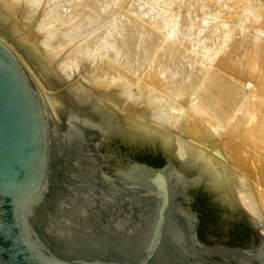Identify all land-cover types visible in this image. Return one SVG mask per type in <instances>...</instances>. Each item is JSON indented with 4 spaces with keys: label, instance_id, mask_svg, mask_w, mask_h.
<instances>
[{
    "label": "water",
    "instance_id": "obj_1",
    "mask_svg": "<svg viewBox=\"0 0 264 264\" xmlns=\"http://www.w3.org/2000/svg\"><path fill=\"white\" fill-rule=\"evenodd\" d=\"M49 13L0 0V264H264L236 174L185 142L179 163L175 136L125 121L80 69L59 78L84 40L47 54Z\"/></svg>",
    "mask_w": 264,
    "mask_h": 264
},
{
    "label": "bare ground",
    "instance_id": "obj_2",
    "mask_svg": "<svg viewBox=\"0 0 264 264\" xmlns=\"http://www.w3.org/2000/svg\"><path fill=\"white\" fill-rule=\"evenodd\" d=\"M103 4V0H75L73 4H70L69 10L78 11L79 8L81 10L83 9L86 11V17H89L91 13H93L92 10H99ZM59 15L58 13H53L50 9L49 16H46L48 18L45 22H56L55 26L59 25L60 27H57L62 28L66 23L64 20L69 21L68 18H71L65 16L66 18H63L64 20L58 23L57 20L59 18L56 20L54 18ZM46 17H43V23L37 24L47 25L44 23V18ZM42 26L45 27L44 25ZM68 29L69 28L60 29L61 33H52L47 54L49 48L57 44H66L65 42L71 36ZM132 32L133 29L128 33L127 40L126 38L123 39V37L118 38L113 36L111 40L114 46H112L109 51L107 50V46L101 45L102 43L97 40V43L100 44H90L87 53L85 49L80 51L81 46L85 43L84 41L80 45L78 53L68 55L67 58L56 67L58 68L57 74L59 70L64 76L71 67L79 70L84 63V59L87 58L86 56H89V50H99L103 58L96 62H92L89 67L87 64V68L83 67L82 69H85L83 71L81 70L80 75L84 73L88 84L94 86L97 83L95 85L96 88L102 87L103 96L110 95L114 102L123 103L117 115L122 112L123 108L131 111V117H133L132 114H136L135 111L138 115H143L145 113V115L150 116L154 120L156 119L158 124L163 126L170 125L174 131L178 130V133H185L186 137L189 138L188 141L187 139L184 141L180 138L177 140L175 137L176 149L177 145L179 149H177L179 163H181L179 159L183 161L187 160V155L180 142H191L190 144H192L193 150L203 153H205L204 150H209L210 153L208 154L213 159L225 164L230 173L236 174L237 180L247 187L248 196L237 190L238 205H242L249 211V213L246 211L249 214L248 216L254 218L260 225H263L264 215L262 216L260 214V211H258L259 204L257 205L256 203H264V112H262L264 110V82L261 81L263 88L261 85L262 89L260 91L248 92V89L246 90L244 86L241 87V84H239V82L243 83L244 80L239 81L237 83L239 85L237 86L234 81L236 85L231 82L232 78L230 81V78L228 79L225 75H222L223 77L220 74L217 75L218 73L214 70V72L208 73V79L203 84L199 82V79H201L202 82L201 76H199L200 78L198 77V79L193 75V79L196 78L194 80L192 77L184 79L178 76V72L183 68L178 59H169V45L165 44V46L162 45V47L157 43L155 44L157 46H150L151 43L153 44L154 39L148 34L147 36L145 35V39L147 37L148 40H150V38L152 40L137 46L135 45V34L133 33V36ZM71 37V39L76 38H73V36ZM142 39L144 38L142 37ZM68 42L70 41H67V43ZM158 49L162 50L160 53L162 58L155 63L150 62L148 59H150V56L152 57V55H150L151 52ZM137 52L146 58L143 63H128L124 59L134 56ZM173 55L174 54H172V56ZM69 56L71 57L69 58ZM234 62L236 63V61H233V63ZM226 63H228V61ZM226 63L225 66L229 65V68L233 66H231L230 63L226 65ZM23 64L30 72L32 78L36 81L42 94L50 100L44 88H42L46 85H40L39 76L35 70L27 63ZM253 67L254 65H250L248 70L252 75H257L262 80V76L259 72H256ZM80 75L78 77V86ZM203 78L206 79V77ZM198 88L199 93L202 94V98L197 100ZM132 106H138L137 110H133ZM138 109H142V111H138ZM132 111H134V113ZM135 118L136 117H134V119ZM123 119L143 127L147 126L153 128L133 118L123 116ZM203 121L205 122V126L202 124ZM214 140H216V143L213 142ZM261 156H263L262 160ZM245 181H252L253 185H255L256 198L253 197L254 194H252L250 186L248 183L246 184ZM242 206L240 208H242Z\"/></svg>",
    "mask_w": 264,
    "mask_h": 264
},
{
    "label": "rangeland",
    "instance_id": "obj_3",
    "mask_svg": "<svg viewBox=\"0 0 264 264\" xmlns=\"http://www.w3.org/2000/svg\"><path fill=\"white\" fill-rule=\"evenodd\" d=\"M30 1H37L38 9L43 7L44 1H47L51 11L60 14L58 17L54 18L55 20L59 18V21L57 20L58 23L64 20L66 18L65 16L71 18H68L69 21L64 20L67 24L65 23L60 29L69 28L68 31L70 35L76 38L71 39L72 37L70 36L67 40L70 42L67 43L66 41V44H57L49 48L48 54L78 45L82 40H84L85 43L81 46L80 51L85 49L87 53L90 44H100L97 43V41L101 42V45L107 46V50L109 51L112 46H114L111 40L113 36L118 38L123 37V39L126 38L127 40L128 33L133 29L132 35L134 36L135 34V45L137 46L145 44L152 39H154L153 44L151 43L150 46L157 43L161 46H165V44L169 45V47L167 46L168 49L170 48L169 59H178L179 63H181L180 65L183 66L182 69H184L178 72V76L184 79L191 77L193 79V75L197 78L201 76L202 82L201 79H199L200 77L198 79L199 82L203 84L208 79V75L216 71L218 73L217 75H225L228 79L230 78V81L232 78V83L235 82L237 84L239 81L244 80L243 83L239 82V84H241V87L244 86L246 90L248 89V92L260 91L263 88L261 81L264 82V0H103L104 4L101 8L97 11L92 10L93 13H91L89 17H86V11L83 9L81 10L79 8L78 11L69 10L70 4H73L75 0ZM47 18L48 17L44 18V23L47 25L38 24L41 31H47L50 27L59 26H55L56 22H45ZM148 34L153 38L148 40L146 37L145 39V35L147 36ZM142 37L144 39H142ZM158 48L161 49L160 47ZM159 49L151 52L150 55H152V57L150 56V59H148L150 62L155 63L162 58L160 54L162 50ZM172 54H174V58ZM101 56L103 55H101L99 50H89V56L87 55V58L84 59V61L82 60L84 63L81 61L83 64L80 70L83 71L87 68V64L89 67L92 62H96L103 58ZM70 57L71 56H69V58ZM124 59L128 63L137 62L139 64L146 60V58L138 52L135 53L134 56ZM227 61L228 63H226ZM233 61H236V63H233ZM225 63L226 65L229 63L231 66L233 65L231 67L233 70L229 68V65L225 66ZM250 65H254L253 69L259 72L262 76V80L257 75H252L248 70ZM83 67L85 68L82 69ZM256 72L254 73L258 74ZM58 75L59 78L63 80L64 76L59 70ZM203 77H206V79ZM235 83L234 85H236ZM239 84H237V86ZM95 85L88 84L84 73H81L79 86L90 90L89 86L96 89ZM42 88H44L50 101L56 102V99L46 91V86ZM201 96L202 94L199 93L198 88L197 100L201 99ZM132 107L133 110H137L138 106ZM139 110L142 111V109H138V111ZM132 112L134 113V111ZM262 112H264V110ZM135 113L136 114H132L133 117H131V111L123 108L122 112L118 115L133 119L136 117L134 120L142 124L145 123L160 133L175 136L177 140L180 138L184 141L187 139L188 141L189 138L186 137L185 133L181 134L178 133V130L174 131L170 125V127L167 125H165L167 126L165 127L158 124L156 119L154 120L150 116L145 115V113L143 115H138L136 111ZM202 124L205 126L204 121ZM213 142L216 143V140ZM204 151L206 154L210 153L209 150ZM263 156H261V160ZM179 160L181 163L187 162V160ZM247 183L250 186L252 194H254L253 197L256 198L255 185H253L252 181H247L246 184ZM256 204L262 203L259 202ZM242 208L244 207L242 206ZM244 209L243 211L246 212L247 210ZM258 211H260V214L263 216L260 207ZM247 212L249 213V211ZM247 212L246 214H248ZM262 224L264 225V222Z\"/></svg>",
    "mask_w": 264,
    "mask_h": 264
}]
</instances>
